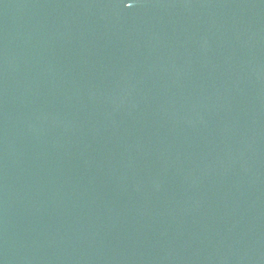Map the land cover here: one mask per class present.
Instances as JSON below:
<instances>
[{
    "label": "water",
    "instance_id": "1",
    "mask_svg": "<svg viewBox=\"0 0 264 264\" xmlns=\"http://www.w3.org/2000/svg\"><path fill=\"white\" fill-rule=\"evenodd\" d=\"M0 264H264V0H0Z\"/></svg>",
    "mask_w": 264,
    "mask_h": 264
}]
</instances>
